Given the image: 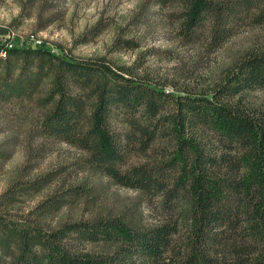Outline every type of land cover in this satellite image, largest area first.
Segmentation results:
<instances>
[{
	"label": "trees",
	"instance_id": "obj_1",
	"mask_svg": "<svg viewBox=\"0 0 264 264\" xmlns=\"http://www.w3.org/2000/svg\"><path fill=\"white\" fill-rule=\"evenodd\" d=\"M155 1L172 7L180 36L189 42L203 34L216 50L243 25L264 27V0ZM57 2L21 0L9 32L25 20L38 32L63 20ZM143 55L128 66L103 57L51 58L58 100L43 126L118 186L142 193L158 224L143 230L120 220L76 222L44 233L11 225L0 213V233L21 239L16 264H264V108L244 96L264 90V50L248 51L210 85L184 88L154 79ZM85 98L94 102L89 117ZM86 243L114 249L93 253Z\"/></svg>",
	"mask_w": 264,
	"mask_h": 264
},
{
	"label": "rangeland",
	"instance_id": "obj_2",
	"mask_svg": "<svg viewBox=\"0 0 264 264\" xmlns=\"http://www.w3.org/2000/svg\"><path fill=\"white\" fill-rule=\"evenodd\" d=\"M21 0H0V46L12 44L0 60V213L11 225L53 233L76 222L114 221L149 229L158 220L140 192L118 186L95 168L87 154L49 137L43 123L58 100L51 58L79 62L103 57L117 66L132 65L140 55L154 79L178 87L210 85L248 51L264 50V27L242 26L220 49L205 43V35L186 40L177 30L172 7L155 0H58L65 17L38 32L25 20L11 33L20 16ZM62 10H59L63 12ZM12 27V26H11ZM96 35L79 43L83 35ZM35 35L37 41L33 42ZM138 45L129 48L124 41ZM155 56H147L151 52ZM71 91L87 95L81 88ZM168 90L175 93L173 87ZM246 99L264 108V90L248 91ZM93 101L85 98L89 117ZM93 253H109L113 245L86 243ZM40 254L43 247L35 246ZM22 253L18 234L0 233V264H16Z\"/></svg>",
	"mask_w": 264,
	"mask_h": 264
},
{
	"label": "built area",
	"instance_id": "obj_3",
	"mask_svg": "<svg viewBox=\"0 0 264 264\" xmlns=\"http://www.w3.org/2000/svg\"><path fill=\"white\" fill-rule=\"evenodd\" d=\"M33 39H32V41L33 42H40V41H37L36 39H35V37H32ZM42 42H40V44H41ZM3 47V46H2ZM9 47L11 48L12 47V44H10L9 46H6V47H3V48H1L2 50L0 51L1 52V54H2V57H6L7 56V52L10 50L9 49Z\"/></svg>",
	"mask_w": 264,
	"mask_h": 264
}]
</instances>
